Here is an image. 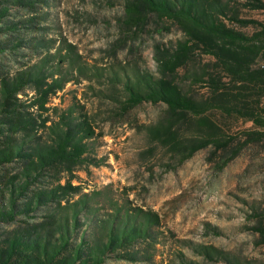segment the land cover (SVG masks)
<instances>
[{
  "label": "rangeland",
  "instance_id": "obj_1",
  "mask_svg": "<svg viewBox=\"0 0 264 264\" xmlns=\"http://www.w3.org/2000/svg\"><path fill=\"white\" fill-rule=\"evenodd\" d=\"M127 1L47 0L34 9L12 5L0 27L15 20L24 22L15 30H0V41L9 43V48L0 52V88L3 78L41 64L48 51L55 53L64 43L72 44L81 56L85 74L78 72L77 65L71 70L64 63L61 75L74 81L53 98V105L60 109L57 115L74 97L86 103L97 128L98 136L88 142L90 158L75 169L73 185H78L81 193L91 194L99 241L107 240L112 223L124 219L127 212H142L141 216L155 213L158 223L151 227L153 236L105 253L101 264H229L214 249L244 263L264 264V244L256 245L259 233L254 230L264 225V141L244 146L242 134L253 129V123L212 110L207 115L237 139L225 149L210 146L183 160L190 148H173L162 134L170 118L166 104L144 102L128 108L126 82L134 83L141 76L166 77L187 95L207 100L210 88L206 81L215 66L212 57L196 51L186 67L173 73L163 71L162 62L185 39L184 33L173 20L156 13L140 22L132 20L126 11ZM223 1L230 15L264 22V10L248 8L247 0ZM43 13H48L47 19ZM31 17L37 18L28 22ZM225 22L246 34L256 30L253 24ZM35 37L55 42L36 51L27 45ZM20 40L21 46L11 48L10 43ZM57 63L55 59L49 66ZM96 72L99 75L94 76ZM188 119L193 124L176 123L173 128L179 131V139L194 141L198 118L190 115ZM11 166L9 173H17L18 165ZM36 185L31 187L41 182ZM47 213L41 209L35 216H21L18 226H27L29 220L43 222ZM56 218L51 223L56 233L53 242L59 235L60 219ZM80 227V234L89 228L83 217ZM73 233L72 222L70 239L75 242ZM200 247H210L214 255L199 254ZM135 252L142 258L123 255ZM146 255L153 258L147 260Z\"/></svg>",
  "mask_w": 264,
  "mask_h": 264
},
{
  "label": "trees",
  "instance_id": "obj_2",
  "mask_svg": "<svg viewBox=\"0 0 264 264\" xmlns=\"http://www.w3.org/2000/svg\"><path fill=\"white\" fill-rule=\"evenodd\" d=\"M45 1L0 0V22L12 5L34 9L37 3ZM246 5L253 10H264V0H247ZM126 11L138 22L156 13L173 20L184 33L185 39L180 40L175 51L162 62L163 71L173 73L186 67L196 51L214 59L215 70L208 74L206 81L210 96L204 101L187 95L166 77L141 76L125 85L128 108L144 102L167 105L170 118L162 134L173 148H190L183 160L210 146L225 149L237 139L207 115L212 110L253 123L254 128L242 134L244 146L264 141V22L230 15L223 0H128ZM43 15L48 18V13ZM224 19L241 25L253 24L256 30L246 34L229 26ZM23 22L11 21L0 30H15ZM53 42L54 39L45 41L37 37L31 38L27 45L37 51L43 45L53 46ZM10 44L11 48H16L23 41ZM7 48L9 43L0 41V52ZM48 52L41 64L1 81L0 264H101L105 253L153 236L151 227L158 224L157 215L127 212L124 219L112 223L107 240L99 241L97 215L89 202L91 194L81 193V188L73 185L75 169L90 158L88 142L98 136L93 115L87 104L77 97L61 115H57L58 105H53L58 91L74 81L61 75L63 64L68 63L71 70L77 65L80 74H85L86 69L72 44L64 43L55 53ZM55 59L58 63L50 67L49 62ZM187 74L197 76L188 70ZM97 75L98 72L94 74ZM76 109L79 110L77 117ZM190 115L198 118L194 123L198 133L194 141H183L173 125L193 124L188 119ZM44 134H47L46 139ZM12 164L18 165L17 173H9ZM4 174L7 178L3 182ZM42 180L50 183L46 186ZM39 182L40 186L31 187ZM76 195L80 196L76 200L69 198ZM41 209L48 211V219L43 222L29 220L25 221L28 227L18 226L21 216L32 217ZM81 214L89 228L80 234ZM55 218L60 219V227L58 238L53 242L56 233L51 223ZM72 222L75 242L70 239ZM254 230L259 233L256 245L264 244V225L259 224ZM214 251L229 264H248L236 256ZM197 252L209 257L214 255L210 247H200ZM123 255L142 258L137 252ZM145 258L151 260L153 257L146 255ZM186 264L197 263L189 261Z\"/></svg>",
  "mask_w": 264,
  "mask_h": 264
}]
</instances>
